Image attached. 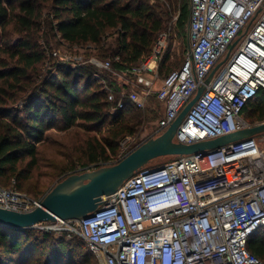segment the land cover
<instances>
[{
    "label": "built area",
    "instance_id": "2783aa9c",
    "mask_svg": "<svg viewBox=\"0 0 264 264\" xmlns=\"http://www.w3.org/2000/svg\"><path fill=\"white\" fill-rule=\"evenodd\" d=\"M189 7L188 55L156 93L162 115L134 148L128 149L129 138L124 141L120 160L169 128L236 41L174 141L193 144L264 123H251L244 115V107L264 92V0H190ZM162 39L132 71L115 72L133 75L142 86L128 102L119 100L115 110L146 107L154 79L144 73L158 67ZM91 62L111 68L109 60ZM40 203L0 187V207L26 212ZM30 229L85 239L99 264H264L248 248L250 237L264 230V132L143 168L104 196L88 218L40 222Z\"/></svg>",
    "mask_w": 264,
    "mask_h": 264
},
{
    "label": "trees",
    "instance_id": "16d2710c",
    "mask_svg": "<svg viewBox=\"0 0 264 264\" xmlns=\"http://www.w3.org/2000/svg\"><path fill=\"white\" fill-rule=\"evenodd\" d=\"M175 5L176 1L171 0L154 5H133L127 0H0V44L8 24L15 22L30 32L47 8L53 17L50 21L52 31L69 47L94 45L99 57L112 58L111 72L101 73L102 70L92 64L73 66V60L54 57V53H49L30 33L29 38L20 37L15 41L16 65L0 71V79L4 80L0 85L1 188L32 192L24 184L29 179L28 170L37 166L38 144L44 141V133L52 128L66 131L80 124L91 131L105 126L113 118L110 137H104V143L88 141L86 144L87 162L103 164L119 154L121 136L135 132V125H138L125 121L123 116L128 110L137 108L128 107L112 114L103 80L111 88H118L115 72H130L147 60L173 11L179 10L177 26L187 29L190 0H184L179 9ZM113 35H117L115 50L105 44ZM169 58V53L162 57L159 70L165 69ZM17 98L24 101L21 109L10 105ZM244 115L251 123L264 121L263 91L244 107ZM26 158H30L27 163ZM151 167L155 166L147 168ZM12 179L17 185L7 186ZM248 248L264 260V230L250 237ZM0 264L99 263L87 241L79 236L0 225Z\"/></svg>",
    "mask_w": 264,
    "mask_h": 264
},
{
    "label": "rangeland",
    "instance_id": "374dc122",
    "mask_svg": "<svg viewBox=\"0 0 264 264\" xmlns=\"http://www.w3.org/2000/svg\"><path fill=\"white\" fill-rule=\"evenodd\" d=\"M171 1H176L177 9H179L184 0ZM127 2L133 5L141 3L154 5L161 2L169 3L170 0H127ZM49 13V10L46 8L42 18L36 25H34L30 32H27L22 26L15 24V22H11L6 26L2 32L3 41L0 44V71H5L6 69L15 67L17 56H13V53L17 50V47L14 43L20 37L29 38L30 33L35 41H37L42 47L47 48L49 53L52 51L54 53V57H59L64 60H73V66L92 64L96 68L101 69V73H105L106 71L111 72V68H101L91 62L92 59H96L98 61H112V58L103 59L99 57L98 50L94 48V45H87L85 48L77 45L69 47V44L60 35L57 33L54 34L50 26V21L53 17L50 16L51 14ZM178 16L179 10L172 12L170 15L171 18L167 23V27L157 38L153 49V52L155 49L158 50L156 46L160 38L163 36L164 39H162L163 46L161 48V60L167 53L170 54V58L165 66V69L159 70L160 60L155 71L147 70L144 73L147 77L154 79V85L147 100L146 107L132 111L128 110L123 116L125 121L138 123V125H135V132L124 133L123 136H121L119 154L113 155L111 160L103 164H89L87 162L86 144L88 141H94V143L99 141L104 143V137H110V122L113 118H110L105 126L95 128V130L91 131L86 130V125L83 126L80 124L73 125L66 131H62L57 128L49 129L44 133V141L38 144L39 156L37 166L32 168L31 171L28 170L29 179L24 183L32 189V192H27L25 189H22L24 193H28V195L36 198H39L40 196L42 197L57 182L75 172H80L89 168L93 170L98 167L108 166L118 162L121 158V148H123V143L126 139L129 138L127 143L128 149H132L150 136L155 124L163 112V106L156 98V93L161 86L162 79L170 71L179 69L180 66H182L189 51L188 31L186 27L184 29H180L177 26ZM105 42L108 48L110 47L115 50L117 48V35H113ZM157 73L160 78L155 79L154 74ZM113 76L118 79V88L114 87V91L110 90L109 87L111 86H109L107 81L103 80V82L106 83L105 89L108 92V101L110 103L109 109L112 114H115L118 112L115 109L119 100H123L125 102L128 101L129 94L133 90L142 91V86L135 82V77L131 74L126 77L123 76V78L119 77L115 73ZM96 78L99 79L100 77L96 75ZM3 81L4 80L0 79V85H3ZM122 85L123 90L120 91ZM13 92L14 90H11V93ZM10 105L13 106V108L21 109L24 106V101L17 98V101H11ZM20 116L24 117L23 114ZM170 159H172L171 156L160 157L155 159L152 164L150 163L148 165L156 166L165 163ZM29 160L30 158H26L25 163ZM82 163H85V165ZM148 165L144 168H147ZM16 182L12 179L11 183L7 186H16Z\"/></svg>",
    "mask_w": 264,
    "mask_h": 264
},
{
    "label": "water",
    "instance_id": "95a60500",
    "mask_svg": "<svg viewBox=\"0 0 264 264\" xmlns=\"http://www.w3.org/2000/svg\"><path fill=\"white\" fill-rule=\"evenodd\" d=\"M237 42L230 47L227 57L211 71L205 82L199 86L196 94L188 101L175 121L163 134L142 143L112 165L98 167L93 170L88 167L89 169L67 176L57 182L41 198L40 205L33 210L23 212L0 207V225L23 230L33 228L40 222L88 218L90 214L98 210L104 196L115 193L127 179L157 158L196 154L209 150L215 151L230 143L251 138L264 132V123H261L193 144L174 141L177 129L186 114L205 91L217 71L226 62Z\"/></svg>",
    "mask_w": 264,
    "mask_h": 264
}]
</instances>
